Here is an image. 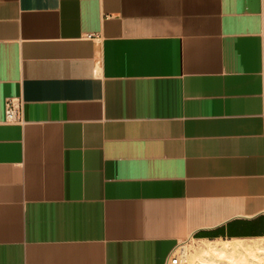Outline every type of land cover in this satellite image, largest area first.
I'll use <instances>...</instances> for the list:
<instances>
[{
  "label": "crops",
  "instance_id": "1",
  "mask_svg": "<svg viewBox=\"0 0 264 264\" xmlns=\"http://www.w3.org/2000/svg\"><path fill=\"white\" fill-rule=\"evenodd\" d=\"M259 238L264 0H0V264Z\"/></svg>",
  "mask_w": 264,
  "mask_h": 264
},
{
  "label": "bare ground",
  "instance_id": "2",
  "mask_svg": "<svg viewBox=\"0 0 264 264\" xmlns=\"http://www.w3.org/2000/svg\"><path fill=\"white\" fill-rule=\"evenodd\" d=\"M252 240L262 241L264 238ZM230 241H234L235 243H230ZM230 241H225L222 244L206 243L207 245H203V248L199 251L202 255H200L201 253H197V256H201L200 258L203 259V262H206L205 264H264V241L260 243L253 242L254 244H240L243 240ZM180 248L184 249L185 243L179 245L176 249ZM245 255L247 257H245ZM180 261L183 260L180 259Z\"/></svg>",
  "mask_w": 264,
  "mask_h": 264
},
{
  "label": "rangeland",
  "instance_id": "3",
  "mask_svg": "<svg viewBox=\"0 0 264 264\" xmlns=\"http://www.w3.org/2000/svg\"><path fill=\"white\" fill-rule=\"evenodd\" d=\"M213 241H205L204 242V241H199V240H196V239H189V240H186L184 242L179 243L174 248L175 251H176L177 256L179 257V260L180 259L183 260V261H180L179 264H205L206 262L202 261L203 259L200 258L201 256L200 257L197 256L199 253H201L199 251L201 250V248H203V245H207L208 243L222 244V243L225 242V240L224 241L213 240ZM262 241H264V240H262ZM262 241L261 240H257V241L256 240H243L241 243L240 242H237V243H240V244H242V243L243 244H254V243H258V242L260 243ZM201 242H202V244H201ZM219 242H221V243H219ZM231 242L235 243L234 241H230V243ZM183 243H185V248L184 249H181V248H180L181 250L180 249H176L179 245H181ZM199 244H201L202 247ZM197 249H198V251H197ZM200 255H202V253ZM245 257H247V256L245 255Z\"/></svg>",
  "mask_w": 264,
  "mask_h": 264
},
{
  "label": "built area",
  "instance_id": "4",
  "mask_svg": "<svg viewBox=\"0 0 264 264\" xmlns=\"http://www.w3.org/2000/svg\"><path fill=\"white\" fill-rule=\"evenodd\" d=\"M5 117L9 122L21 121V104L18 101L8 100L5 106ZM180 260L175 250H172L165 264H179Z\"/></svg>",
  "mask_w": 264,
  "mask_h": 264
}]
</instances>
